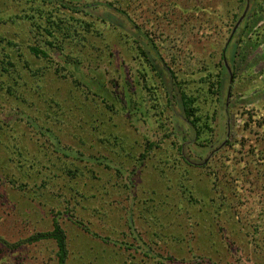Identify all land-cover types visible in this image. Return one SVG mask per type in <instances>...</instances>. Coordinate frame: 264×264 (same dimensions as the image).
Returning <instances> with one entry per match:
<instances>
[{"label": "rangeland", "instance_id": "rangeland-1", "mask_svg": "<svg viewBox=\"0 0 264 264\" xmlns=\"http://www.w3.org/2000/svg\"><path fill=\"white\" fill-rule=\"evenodd\" d=\"M77 1L79 2L74 1V3L83 4L84 6L90 0ZM95 1L91 6L93 7L91 14L96 20L100 19L101 22L100 15H103L104 11H109L117 17L119 16L117 18L118 24H121L120 20L122 18L125 25L126 23L129 25V21L124 14L118 13V11L104 3V1L108 2L107 0ZM97 2H102L103 5L97 4ZM246 5L248 7L243 19L231 35V29ZM122 6L134 26L131 29L126 25L124 28L127 32L123 31L121 35L118 34V38H115L114 31L111 30L112 24L106 22L109 25H106L104 32L107 37L106 41L109 42L108 52L111 55H105L106 51L100 53V51L94 50L92 46L81 50L79 54L84 61L81 66L82 72H87L86 69L88 68L94 70L92 73L98 76L101 82L106 79L107 85H110L109 80L112 82L120 81L122 86L129 87L124 82L125 80L132 84L138 76V81L143 83L142 74L145 72L149 78V84L151 87L156 88L159 95L158 108L152 111L158 114V109L159 111L163 110V113L158 115L163 123L166 122L165 128L170 132V135L163 136L164 141L159 142L161 149H155V154L158 155L154 156L155 160L148 162V164L151 163V166L147 164V167L142 171L137 172L138 169H136V172L133 173L131 192L136 193L138 201L139 198H145V195L141 193L143 191L139 188L142 179L141 183H144L146 188H149V190L153 188L155 198L161 197L163 193L170 196L171 201L164 207V213L169 205L175 204L174 208H178L177 205L179 206V204L177 203H181L180 205L187 206L190 213L195 214L196 211L199 212L205 207L197 209L198 205L192 207L187 201H179V194H176L178 191L177 180L179 179L185 186L195 187L194 190L198 191L200 189L199 182L204 186L211 187L213 173L216 171L219 177V195L221 192L220 196L232 201L245 198L247 208L245 214L240 215L237 222L240 226L242 238L238 237L240 232L237 233L235 230L233 233L227 229V225L234 224L235 214L229 215L224 212H221L219 223L215 221L216 225L211 227L210 231L201 232L200 235L206 240L205 245L197 238H192L191 244L186 243L187 245H184L183 242L182 247H180L178 243H174V239L168 238V236L163 238L160 231L154 235L151 230H158L146 223H136L137 230L134 235L136 236L138 231V234L140 233L142 237L153 240L155 253L164 256L171 254L172 256L169 259L172 261L156 254L158 260H165L168 263L184 264L185 261L182 260L181 256L190 257L191 251L189 248H193L194 243H198L204 245V250H202L203 247L192 250L194 253L203 256L192 257L190 260L204 258L200 260L199 264H205L206 262H208L207 264H225L228 262L230 264H252L247 258V251L250 248L247 241L250 237L249 232L253 231L254 223L264 225V172L262 171L264 162L261 157L262 154H260V151L264 150V0H124ZM233 15H235L234 18ZM182 18H188L189 20L183 21ZM118 26L121 27V25ZM103 41L100 42L99 39H96L95 46L101 47ZM138 41L144 45V48H149L148 52L155 59L154 62L158 66L163 69H167V67L175 69V74L178 75L180 80L183 79L180 77L181 71L177 72V70H181L190 64L192 69L202 67L205 70L209 69L214 73L216 80H221L217 91L215 92L214 87L207 94H205L208 91L207 86L204 84H202L203 87H197V89V82H192L188 87L185 86L186 92L191 90V93L197 94L200 104H202L199 112L204 114L207 111V121L213 127V135L210 138L212 142H207L206 145L204 136H201L198 141L193 139L194 131L190 127L188 118L184 116L177 105V99L172 98L170 93L166 94L164 92L161 86V76L157 75L149 62L145 60L143 54L136 49ZM87 51L88 53H86ZM90 52L91 55L89 56ZM57 59L60 60L62 57H57ZM223 66H225V69H223ZM137 69H140L142 74ZM221 73L222 76H220ZM164 75L167 76V73ZM44 78L50 87L53 88V86L58 85V82L53 83L49 76ZM85 78L92 80L91 76H85ZM133 85L132 87H134ZM60 86L63 88L65 85L60 84ZM116 89L118 90V88ZM144 90L146 91L145 88ZM204 91L206 92L204 93ZM168 97H170V100L167 104ZM2 100L5 108L11 110L8 101L3 98ZM91 107L93 111V103H91ZM205 107L207 109H204ZM20 108H23L25 113H22L20 119L16 120L18 127L15 128V131L22 137L20 151L23 152V156L10 153L13 147L7 148V137L3 136V139L0 140L2 148V150L0 149V156H3L2 163H0L2 165V168H0V258H8L9 261H14L15 264H55L53 252L50 251L56 248L52 240L48 239L36 244L24 241L32 230L34 220L36 223L39 220L37 223L39 230L50 228V216L52 214L50 204L48 203L43 207L44 211L39 202L37 204L26 198L25 194H29L28 189L24 190L26 197L16 195L15 191L4 182L6 179L4 172L10 169V172H14L16 175L23 172L30 175V178L25 177L32 185L34 175L33 167L30 164L35 162L34 153H38V147L41 149L46 145L43 142L45 141L44 137L38 132L37 128L25 122L26 114H34L33 107L26 106L21 102ZM12 112L14 111L12 110ZM12 112L7 110L0 112V118L13 120L15 116ZM98 115V112L94 115L97 122L100 119ZM31 117L40 119L35 114ZM129 117L126 113L116 115L110 119L111 121L106 120L101 126L112 133L121 130L126 136V142L134 141L138 145L141 144V133L150 131L149 134L147 133L149 136L152 133L155 135L154 130L146 126L147 124H143L142 121L136 122L137 125L135 124L136 128H134V121L130 120ZM35 122L37 123L36 118ZM155 124V121L151 123L152 127L156 128L160 135H163L164 128H158ZM85 128L82 130L84 134L87 133ZM74 130H77L78 134H74L76 132L69 133L66 128L61 130L58 137L63 142L72 144L76 141L75 135L81 133L80 127L76 129L74 127ZM177 137L179 138L177 141L180 140L179 142L182 144V154L192 164L190 165L189 174L185 177H183V173L181 176L180 168H176L177 162H180V166L183 165L182 159L180 161L176 160L173 168L166 166L161 160L165 155L170 159L173 158L171 154L177 156V148L175 145L171 146V141ZM89 138H92L91 134H89ZM253 140L255 147L247 149L249 141L252 142ZM105 143L104 141L97 142L98 147H101V149ZM203 144L205 146H202ZM208 144H212L213 147L210 148ZM240 144H243V146H240ZM214 147H217V150H212ZM233 147L242 151L244 156L240 157V153L239 155L228 153V150ZM117 152L115 154L105 152L108 165L115 168L121 166L126 171L134 169L130 165L132 163L131 159L124 153V150L119 148ZM13 153H15L14 148ZM230 155L236 157L231 158ZM237 157H240V159H237ZM97 164L94 163L92 168L86 167L83 162L80 164V169H82L81 180L86 183L84 186L87 188H84L83 191L86 196L88 194L91 198H80L79 195L75 194L73 196L76 197L75 199H80L82 203L84 200H90L91 205H95V198L102 195H104L105 201L108 202L112 199L113 202L110 207L106 206V210L104 209L106 214L101 215V217L98 213L94 214V212L79 208V202L76 205V211L83 215L82 219H85L83 225L88 226L93 232L101 236L106 235V237L111 238L110 240L133 241V234L128 231L123 221L119 220V216L123 212V206L121 205L126 203L123 197L127 194L124 192L122 196L116 195L117 197L114 199L115 193L112 194V190L109 188L112 181L107 180L113 171L103 170V166H96ZM94 169H101L100 180H104L106 183L103 184L101 195L98 194L101 190L98 191L99 188H97L100 181L98 182L97 179L92 177L91 172ZM140 174L141 177H139ZM55 183L56 186L62 185L63 180H56ZM169 186H171V190H168ZM195 193L197 194V192ZM73 202L74 200H72ZM53 207L62 210V215L57 216V220L66 230L69 250L67 264H120L126 254L125 251L118 249L110 240L95 239L87 231L82 230L80 226L75 225L67 214L63 213L65 207L62 203ZM252 207H254V210H251ZM33 209H36V214ZM261 210H263L262 215ZM68 212L70 215L74 214L71 209ZM171 212L173 211H170V215ZM86 213L91 214L85 217ZM39 217H44L43 221ZM179 217L183 219V213ZM25 219H28L27 224ZM196 219L198 218L196 217L192 221ZM181 223L187 225V222ZM220 226L223 228H220ZM199 228H193L195 234ZM162 229H164L162 232L165 233L164 235L171 232L164 227ZM207 239L212 240L213 244L209 245ZM136 242L139 243L138 239L134 243ZM9 243L17 244L9 248ZM215 244L218 245L215 247ZM141 248L143 249L142 246ZM210 248L214 250H209ZM15 254L21 258L14 260ZM210 258L212 259L210 260Z\"/></svg>", "mask_w": 264, "mask_h": 264}, {"label": "trees", "instance_id": "trees-1", "mask_svg": "<svg viewBox=\"0 0 264 264\" xmlns=\"http://www.w3.org/2000/svg\"><path fill=\"white\" fill-rule=\"evenodd\" d=\"M74 1L79 2L77 0H0V112L6 110L12 112L13 110L14 112L12 113L15 116H13V120L0 118V140L3 139V136L7 137V148L13 147L15 150V153H13L12 148L10 153L23 156V152L20 151L22 137L15 131V128L18 127L16 120H19L20 115L25 113L23 108H20L22 102L26 106L33 107L34 114L40 117L41 120L35 117L36 123L35 118L31 117L34 114L28 113L25 115V122L37 128L38 132L44 137L45 141L43 142L46 144L41 149L38 147V153H34L35 162L30 164L33 167L34 175L32 185L29 184V180L26 178H30V175L24 172L20 175L10 172V169L4 172L6 178L4 182L15 191L16 195L27 196L26 198L31 202L40 203L42 209L48 203L50 204L52 213L50 216V228H41L39 230L37 228L39 220H37V223L34 220L32 230L24 241L36 244L40 241L52 240L56 247L50 250L53 252L54 263L67 264L69 250L66 230L59 220H57V216L62 215V210L53 207L61 203L65 207L63 213L67 214L68 218L75 225L80 226L82 230L87 231L95 239L101 241L111 239L106 237V235L101 236L89 229L88 226L83 225L85 219H82L83 215L76 211V205L79 202V208L94 212V214L98 213L101 217V215L106 214V206L110 207L113 202L112 199L108 202L105 201L104 195L95 198V205H91L90 200H84L82 203L80 199H75L76 197L73 194L79 195L80 198H91L88 194L86 196L83 191L86 188L84 186L86 183L81 180V162L85 163V166L89 168H92L94 163H98L96 166H103V170L113 171L107 180L112 181L109 188L112 190V194L115 193L114 199L118 195L122 196L124 192L127 194V196L123 197L126 203L121 205L123 206V212L119 216V220H122L128 231L133 234V236L131 235L133 241L110 240L114 246L126 252L120 264H175L174 262L168 263L165 260H158L156 254L168 258L167 260L169 261H172L169 259L172 255L167 254L164 256L160 253H155L153 250V240L142 237L140 233L138 234V231L136 232L138 236L134 235V232L137 230L136 223H146L150 227H155L158 231H155V229L151 230L154 235L160 231L163 238L168 236V238L174 239V243H178L180 247H182L183 242L184 245H187L186 243L191 244L192 238H197V240L205 245L206 240L200 234L205 230L210 231L211 227L216 225L215 221L219 223L221 212L229 215L235 214L234 224L227 225V229L230 232L234 233L236 230L239 233L240 226L237 222L240 219V215H244L247 210L245 198L232 201L220 196L221 192L219 195L218 191L220 188L218 186L219 177L216 171L213 173L214 177L211 187L208 185L204 186V184L199 182L200 189L198 191L194 190L195 187L185 186L179 179L177 180L178 191L176 194H179V201H187L192 207L198 205L197 209L203 206L206 208L199 212L196 211L197 213L195 212V214L190 213L187 206L180 205L181 203H177L179 204V206L177 205L178 208H174L175 204L169 205L164 213V207L171 201L170 196L167 193H163L161 197L155 198L153 196L155 195L153 188H150V190L146 188L145 184L141 183L142 179L139 183V188L143 191L141 193L145 195V198H139L138 201L136 193L131 192L133 173L136 172V169H138L137 172L142 171L147 167L148 162L155 160L154 156L158 155L155 154V149H161L159 142L164 141L163 136L170 135V132L165 128L166 122L163 123L160 120L159 115L163 113V110L159 111L158 109L159 115L152 111L158 108L159 95L156 92V88L154 86L151 87L149 84L147 74L145 72L142 74L140 69L137 70L143 75V83L138 81L139 78L136 76L132 84H129L126 80L124 81L129 87L122 86L120 81L112 82L109 80L108 83L110 85H107V81L104 79L102 82H105L102 83L99 77L92 73L94 70L90 68L86 69L87 72H82L81 66L84 64V61L79 54L81 50L92 46L94 50H98L100 53L106 51L105 55H111L108 52L109 42L106 41L107 37L104 32L106 25H109L106 22L108 21L112 24L111 30L114 31L115 38H118V34L121 35L123 31H126L124 27L128 24L126 23L125 25V21L121 17V24H118L117 18L119 16L117 17L113 12L109 11H104L105 14L103 13V15L99 14L101 22L100 19L96 20L91 14L93 11V7L91 6L96 2L95 0V2L91 0L87 1L88 4L84 6L83 4L74 3ZM107 1H104L106 5H109L112 9L118 11V13L125 15L129 21V28L133 29L132 26L134 25L131 23V18L126 15V11L122 6L124 0ZM97 4L103 5L102 2H97ZM232 17L234 18L235 15ZM187 19L182 18L183 21ZM118 25H121V27ZM96 39H99L100 42L104 40L101 47L95 46ZM136 49L143 54L145 60L149 62L157 75L161 76V86L164 92L166 94L170 93L172 98L177 99V105L182 110L184 116L188 118L190 127L194 131L193 139L198 141L201 139V136H204L206 145L207 142H212L210 138L213 135V127L207 121V111L204 114L199 112L202 104H200L197 94L191 93V90L186 92L185 86L187 85L188 87L192 82H197V89V87H203L202 84H204L208 90H206L207 92L204 91V93L206 92L205 94H207L214 87L216 92L221 80H216L214 73L209 69L205 70L203 67L192 69L190 68L191 64L183 68L184 70H177V72L181 71L180 77L185 79L180 80L178 75L175 74V69L171 67L163 69L161 66H158L154 62L155 59L148 52L149 48H144V45L139 41L137 42ZM90 55L91 52L89 53ZM57 57H62V59L58 60ZM142 68L144 67L142 66ZM223 69H225V66H223ZM166 73L167 76L164 75ZM45 76H49L53 83L58 82V85L53 86V88L50 87L46 83ZM85 76H91L92 80L85 78ZM220 76H222V73ZM60 84L65 86L61 88ZM2 98L8 101L11 110L5 108ZM169 100L170 97L166 100L167 104ZM91 103H93V111ZM206 107L204 109H207ZM97 112L100 117L99 122L95 120L94 116ZM124 113L128 117H132H129V119L134 121V128H136V122L142 121L143 124H147L146 126L154 130L155 135L152 133L149 136L150 131L147 132L148 134L146 132L141 133V144L138 145L134 141L126 142V136L121 130L119 132L116 130V133H112L106 131L107 129L105 130L101 126L106 120ZM154 121L156 122V127L164 128L165 131L163 135L161 134L162 136L156 128L152 127L151 123ZM74 127L75 129L80 127L81 133L86 127L87 133H82V136L81 133L80 135H75L76 141L72 142V144L70 142L65 143L58 137L61 130L66 128L67 132H76L74 134H78V131L74 130ZM89 134H91L92 138H89ZM178 139L177 137L171 141V146L175 145L177 148V156L175 157L173 156L174 154H171L173 158L170 159L165 155L161 160L166 166L173 168L176 160L180 161L182 159L183 165L180 166V162H177L176 168H180L181 176L183 173V177H185L189 174L190 165L192 164L182 154V144L179 142L180 140L177 141ZM254 140L252 142L249 141L247 149L255 147ZM102 141L106 142V145L104 144L101 149V147H98L99 144L97 142ZM202 146H205V144ZM208 146L210 148L213 147L212 144H208ZM240 146H243V144H240ZM119 148L120 150H124V153L131 159L132 163L130 165L134 169L126 171L121 166L115 168L108 165L105 152L115 154ZM0 149L2 150L1 146ZM214 149L217 150V147H214L212 150ZM228 153L235 155H239L240 153V157L244 156L243 152L236 147L228 150ZM260 154H262L261 157L264 162V150H261ZM235 155L230 156L234 158L236 157ZM2 157L0 156V163H2ZM240 157H237V159H240ZM148 165L151 166V163ZM0 168H2L1 164ZM14 168L15 166L13 170ZM94 170L91 173L94 179H97L98 182L100 181L97 187L99 191L102 189L103 184L106 183L104 180H100L101 169ZM262 171L264 172V166L262 167ZM139 177H141V174ZM60 179L63 180V184L56 186L55 181H59ZM170 187H168V190H171ZM25 189H28L27 192H29V194H25L26 196L24 195ZM98 194L101 195L102 190ZM72 200H74L73 203ZM69 209L74 214L70 215ZM43 210L45 211V209ZM171 210L173 212L170 215ZM251 210H254V207ZM33 212L36 214V209H33ZM262 212L263 210L260 211L261 215ZM182 213L184 217L180 219L179 216ZM88 214L91 213H86L85 217H88ZM196 217L198 219L192 221ZM43 218L41 217L40 220L43 221ZM25 222L27 224L28 219H25ZM181 222H187V225ZM262 226L254 223L253 231L249 232L250 237L247 239L250 247L247 251V258L252 264H264V225ZM163 227L171 232H167L168 235H164L165 233H162L164 231ZM195 227H200L196 234L193 230ZM220 228L223 227L220 226ZM244 234L246 235V233ZM238 237L242 238L241 232L238 234ZM136 239H138L139 243H134ZM17 243H9L8 246L12 248ZM207 243L210 245L213 244V241L208 240ZM200 245L194 243V247L189 248L191 251L190 257L185 258V256H181L182 260L185 261L184 264H199L200 260L204 259L190 260L192 257L203 256L199 253H194L192 250L198 249V247H203L202 250H204V245ZM217 245L215 244V247ZM209 250L214 249L210 248ZM19 257L15 254L13 258L15 260ZM0 264L15 263L14 261H9L8 258L2 257L0 258Z\"/></svg>", "mask_w": 264, "mask_h": 264}, {"label": "water", "instance_id": "water-1", "mask_svg": "<svg viewBox=\"0 0 264 264\" xmlns=\"http://www.w3.org/2000/svg\"><path fill=\"white\" fill-rule=\"evenodd\" d=\"M247 7H248V5L245 6L244 11L242 12V14L239 16V18L236 20L235 24L233 25V27H232V29H231V33H230L231 35H232V33L235 31V29L238 27V25H239V23L241 22V20L243 19L244 15H245V12H246V10H247ZM225 65H226V67L228 68L226 62H225ZM228 71H229V70H228Z\"/></svg>", "mask_w": 264, "mask_h": 264}, {"label": "flooded vegetation", "instance_id": "flooded-vegetation-1", "mask_svg": "<svg viewBox=\"0 0 264 264\" xmlns=\"http://www.w3.org/2000/svg\"><path fill=\"white\" fill-rule=\"evenodd\" d=\"M244 11V10H243ZM246 13V12H245Z\"/></svg>", "mask_w": 264, "mask_h": 264}]
</instances>
